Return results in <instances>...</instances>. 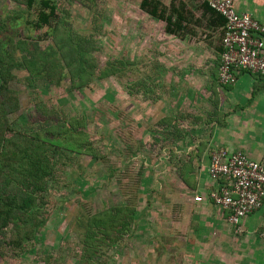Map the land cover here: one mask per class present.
<instances>
[{"label":"rangeland","instance_id":"1","mask_svg":"<svg viewBox=\"0 0 264 264\" xmlns=\"http://www.w3.org/2000/svg\"><path fill=\"white\" fill-rule=\"evenodd\" d=\"M27 1L0 0V157L38 147L52 176L34 237L0 232V264L81 262L91 217L111 208L130 224L99 240L94 264L243 263L244 235H191L181 206L180 170L206 135L189 124L206 110L207 80L192 76L219 63L221 28L201 1L175 2L189 12L186 36L141 0H52L48 26L36 24L41 0Z\"/></svg>","mask_w":264,"mask_h":264},{"label":"crops","instance_id":"2","mask_svg":"<svg viewBox=\"0 0 264 264\" xmlns=\"http://www.w3.org/2000/svg\"><path fill=\"white\" fill-rule=\"evenodd\" d=\"M236 7L239 12L250 13L264 23V0H236ZM220 28L219 63L224 26ZM218 70L217 74L192 76L207 80L204 84L206 92L197 97L198 103L204 102L206 110L204 115L200 113L202 121L189 124L201 127L206 135H198L195 142L190 144V151L193 153L201 141H204L203 150L199 151L198 147L199 153L202 152L201 156L199 153L197 157L193 155L191 169L194 171V186L183 183L187 192L181 206L189 210L191 235H244V259L239 264H264V237L261 235L264 203L242 220L238 230L228 221V212L214 204L208 196L211 190L219 186V182L212 179L208 171L214 149L223 147L229 151L242 150L252 159H261L264 155V75L241 70L236 83L224 85L218 81ZM179 141L175 140L177 143ZM196 196H201L202 200L196 201Z\"/></svg>","mask_w":264,"mask_h":264},{"label":"trees","instance_id":"3","mask_svg":"<svg viewBox=\"0 0 264 264\" xmlns=\"http://www.w3.org/2000/svg\"><path fill=\"white\" fill-rule=\"evenodd\" d=\"M27 2L31 5L33 0ZM40 2L41 9L38 12L36 24L39 26L51 25L57 15L56 6L52 3V0H41ZM175 2L176 0H171L170 8H168L161 0H141L140 7L150 15L165 21L166 32L177 36H186L190 32L187 18L189 12L185 9L184 3L178 6ZM201 7L210 15L212 24L224 26L225 19L209 5V1L203 0ZM222 50L221 47L219 67ZM107 75L108 73L103 72V76ZM2 139H4L3 136ZM54 139L55 137L50 142L59 143L58 140L55 141ZM201 146L203 148L204 143ZM40 151L41 149H38V147H30L22 151L21 155L14 153L4 163L1 162L0 157V232L5 228V230L10 231L12 239L18 236L22 237V240L25 236L32 239L41 225V219L36 218L37 213L40 212L37 207L39 206V200L44 198L42 193L46 190V184L52 176V172L48 162H45L42 157L43 155L39 154ZM201 154L199 153V156ZM188 158L189 161L184 164L186 166L180 170V173L187 185L194 186V171L191 169L193 166V153ZM123 211L122 208H111L106 213L100 214V217L96 215L91 217L85 235V242L90 246L86 247L85 253L79 260L81 262L76 264L95 263V254L99 251L98 242H100V239L101 241L103 239L110 240V243L116 241L112 238L119 235L113 236L109 233L113 230L119 232L121 229L116 228L118 225L126 227L127 224H130L127 220V214L122 213ZM122 217L125 218L122 219ZM129 217L133 219V215ZM102 223L104 224L102 230L106 231L104 238L98 235Z\"/></svg>","mask_w":264,"mask_h":264},{"label":"built area","instance_id":"4","mask_svg":"<svg viewBox=\"0 0 264 264\" xmlns=\"http://www.w3.org/2000/svg\"><path fill=\"white\" fill-rule=\"evenodd\" d=\"M209 5L225 19L219 82L236 83L241 70L264 75V23L250 13L239 12L236 0H209ZM208 171L219 182L209 198L228 212V221L240 230L242 220L264 203V155L252 159L242 150L216 148ZM261 235L264 237V225Z\"/></svg>","mask_w":264,"mask_h":264}]
</instances>
